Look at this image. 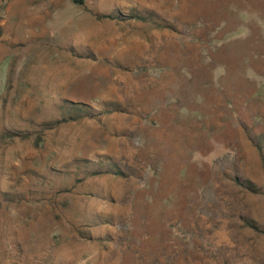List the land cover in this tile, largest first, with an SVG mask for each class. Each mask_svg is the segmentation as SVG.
Segmentation results:
<instances>
[{
	"label": "rangeland",
	"instance_id": "1",
	"mask_svg": "<svg viewBox=\"0 0 264 264\" xmlns=\"http://www.w3.org/2000/svg\"><path fill=\"white\" fill-rule=\"evenodd\" d=\"M0 264H264V0H0Z\"/></svg>",
	"mask_w": 264,
	"mask_h": 264
},
{
	"label": "trees",
	"instance_id": "2",
	"mask_svg": "<svg viewBox=\"0 0 264 264\" xmlns=\"http://www.w3.org/2000/svg\"><path fill=\"white\" fill-rule=\"evenodd\" d=\"M81 111H79L78 113H80ZM247 184V186H248V188H252V185H251V183H246Z\"/></svg>",
	"mask_w": 264,
	"mask_h": 264
}]
</instances>
